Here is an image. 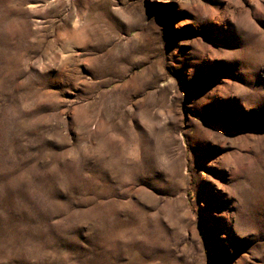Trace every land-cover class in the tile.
<instances>
[{
  "label": "rangeland",
  "instance_id": "rangeland-1",
  "mask_svg": "<svg viewBox=\"0 0 264 264\" xmlns=\"http://www.w3.org/2000/svg\"><path fill=\"white\" fill-rule=\"evenodd\" d=\"M0 264H264V0H0Z\"/></svg>",
  "mask_w": 264,
  "mask_h": 264
}]
</instances>
